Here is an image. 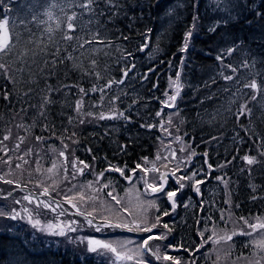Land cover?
<instances>
[{"label":"trees","instance_id":"1","mask_svg":"<svg viewBox=\"0 0 264 264\" xmlns=\"http://www.w3.org/2000/svg\"><path fill=\"white\" fill-rule=\"evenodd\" d=\"M53 3L57 6L51 7ZM69 3L70 0H0V19L9 20V28L18 34L14 38L19 41L13 54L3 59L13 62V70L23 68L22 72L13 71L11 79L0 75V140L6 134L10 136L0 148L11 149L8 156L12 160L11 167L4 164L6 157L0 151V170L13 172L14 175L8 178L21 179L23 187V182L29 180L28 171L24 169L32 168L33 183H27L24 190L38 194L44 186H49L51 196L60 199L57 191L65 190L64 185L69 184V180L63 178V167L58 170V175H51V179L43 169L48 168L53 159L63 162L57 153L65 150L63 145L67 144L65 151L69 161L75 159L78 167L83 166L79 161L90 166L86 176L97 177L103 172L101 182L108 187L103 188L102 197L106 198L111 188L120 196L129 186L125 176L132 175L131 169L137 163L142 164L145 158H154L163 125L172 113L177 135L193 154L191 172L200 173L194 179L206 182L200 185V194L193 190L192 182H188L176 197L175 210H171V204L163 194L150 198L155 200L151 219L166 210L170 212L161 217L154 230V233H167V239L150 241V244L160 246L161 253L167 251L179 258L181 264H252L264 255L261 248L264 229L256 230L252 235L231 234V239H226L220 251L213 245L212 230L229 233L235 224L243 232H251L241 217L249 223H257V218L264 222V156L260 155L264 149V99L258 96L257 100L248 102L251 114L237 118L240 105L248 97L240 94L233 97L235 88L224 91L226 84L235 81L225 82L219 76L222 65L216 57L237 45V51L224 55V63L237 66L240 77L251 79L250 72L260 73L256 76L257 82H264V16L256 13L261 0L251 4L249 0H112L111 4L98 0L99 6L93 7L98 12L103 10V14L96 16L89 28L98 30L99 38L110 43H90L78 50L75 39L61 38L67 30V15L84 11L76 6L69 7ZM49 9L51 19L46 14ZM88 18L87 13L82 17L83 20ZM22 21L27 22L31 33L22 31ZM48 28L53 32L49 33ZM189 31L192 35L187 38V50L182 51ZM70 34L74 37L84 35L79 28ZM49 35L53 36L52 40ZM125 36L128 39H124ZM142 45L146 47L141 50ZM57 46L59 55L53 56ZM25 52L27 54L23 55ZM128 52L132 55L126 57ZM69 54L72 59L60 62ZM54 59L57 63L53 65ZM93 60L95 66L91 63ZM244 61L249 65L254 63V68L242 67ZM125 69L130 70L124 82L107 89L102 102L98 92L89 91L84 96L79 92L81 87L88 91L93 85L118 81ZM97 72L99 79L95 76ZM224 72L230 74V69L225 68ZM177 73L180 95L175 107H164L165 93H169ZM145 75L147 79L143 78ZM212 77H216L215 83H211ZM49 88L55 91L49 93ZM244 91L249 96L252 94L251 89ZM117 96L119 99L109 104V100ZM45 97L51 100L46 105ZM81 98L83 112L108 113L114 108L117 118L101 120L78 115L75 104ZM93 103L98 106L90 108ZM41 105H44L43 109ZM42 110L45 116L40 115ZM119 112L130 119L119 117ZM157 112L161 115L157 116ZM80 119L85 122L79 123ZM29 127L30 131H26ZM21 136L24 141L19 149H15ZM37 136L44 140L38 142ZM52 148L57 149V153H53ZM28 149H32L33 154L25 157L30 163L23 165L17 156ZM37 152L39 157L35 155ZM244 155L257 157L260 163L249 166L242 159ZM38 158L42 167L39 173L35 172L33 163ZM225 161L231 162L219 167ZM16 163H21L22 169H15ZM109 165L124 169L125 176L106 171ZM209 165L212 171H209ZM138 172L137 169L136 174ZM86 176L79 177L78 181L83 182ZM220 176L224 177L227 187L215 179ZM56 178L60 186L49 183ZM39 181L43 183L37 188L34 182ZM176 188L171 182L167 186V190ZM8 191H14V185L0 182V211L15 208L22 213L24 201L16 205L11 197L2 198ZM24 194L15 191L13 195L20 199ZM41 198L49 200V197ZM61 203L63 209L69 211L70 206ZM26 206L35 209L33 212H43L33 204ZM94 217V220L100 219L97 215L88 218ZM44 218L53 221L54 214L49 213ZM66 219L70 226H74L72 222L75 221L78 231L95 236L83 219L68 215ZM25 223L27 220L0 217V264H108L105 257L77 249L73 247L74 243L65 246L59 240L32 236ZM164 223L168 224V229L163 228ZM143 236L131 237L138 241L145 238ZM165 245L174 247L165 249ZM144 259L150 264H171L170 261H155L150 255H144Z\"/></svg>","mask_w":264,"mask_h":264},{"label":"snow or ice","instance_id":"2","mask_svg":"<svg viewBox=\"0 0 264 264\" xmlns=\"http://www.w3.org/2000/svg\"><path fill=\"white\" fill-rule=\"evenodd\" d=\"M254 0H249V4L253 3ZM105 3L111 4L112 0H105ZM93 5H98V0H70L69 7L76 6L84 11L81 13H76L72 12L71 15H67V24H66V31L62 35V39L72 41L76 40L77 44L75 47L78 49L84 48L86 44L90 43H110V41H104L102 38H99V32L98 30H93L92 28H89V25H92L95 22V18L98 15L103 14V10H100L99 12L97 11L96 8L93 7ZM57 5L53 3L51 7H56ZM261 9H264V0H261L260 8L256 9V13L258 15L264 16V12H261ZM61 11H64L63 8H61ZM85 13L89 14V18L87 20H83L82 17L85 15ZM46 14L48 15L49 19L52 18V13L51 10L49 9ZM34 17V21H35ZM73 21H78L77 23H73ZM22 25V31H27L31 33V29L28 28L27 22H21ZM14 27V26H13ZM59 27V25H57ZM79 28L80 32L83 33L84 35H78L74 37L71 35V32H75L76 29ZM213 31L215 30L214 28L212 29ZM47 31L49 33L53 32L52 28H48ZM17 33L13 31L12 28H9V20L8 19H0V75H6L9 79L12 78L13 71H23V68H16L13 70L11 68V63L12 61H5L3 58L11 56L13 54V50L16 48L18 41ZM192 32L189 31L186 34V43L182 51H186L188 44H187V38L191 37ZM53 36L49 35V40H52ZM124 39H128V37H124ZM143 47H146V45L141 46V50ZM237 45H233L231 48L226 50V53H222L221 55H218L216 59L220 61L222 67L219 72V76L225 81V82H232L235 81L234 84H226L224 87V91L228 92L232 88H235V92L233 93V97H235L237 94H240L241 96H246L248 97V100H246L243 104L240 105V108L238 109L237 112V118L241 115L245 114H251V109L247 107L248 102L250 101H255L257 100V97L259 96L261 99H264V82H257L256 76H259L260 73H255L253 74L250 72L248 75L252 76L251 79L248 78V76L240 77L239 76V69L237 66H233L231 64H225L224 63V55L228 54L230 55L232 52L237 51ZM91 51L95 52L97 49H91ZM60 52L59 46L56 47L55 51L52 53L53 56H58ZM27 53L25 52L23 55H26ZM132 53L128 52L125 54V56H131ZM64 59H72L71 55H67L66 57H62L60 59V62H63ZM45 64L48 63L47 60L44 61ZM57 63V61L54 59L52 60V64L54 65ZM92 65L95 66L96 61L93 60ZM242 67L249 68L252 67L254 68V63L252 65H249L246 61L242 62L241 64ZM230 69V74H225L224 69ZM130 69H125L123 73V77L120 80H108L104 85H93L91 89L86 91L84 88H79V92L84 95H88V92L92 93H100V102L104 100V97L106 95L107 89L111 88L113 84H122L124 82V78L128 76V71ZM95 76L97 79L100 78V74L97 72L95 73ZM144 79H147V76L143 77ZM179 81V73H177L176 81L174 83L177 84V91L175 94L168 96V101L170 102H175L177 99V96L179 95V88L180 85L178 83ZM216 77H212L211 83H215ZM65 87H68L67 85ZM245 89H251L252 94L249 96V93L244 91ZM52 91H55V89L49 88V93ZM165 95H168L165 93ZM7 98V95L5 96ZM119 99V97H114L109 100V104H114L115 100ZM51 100L49 97H45L44 99V105L47 103H50ZM44 105H41V108L43 109ZM97 103L91 104L89 107L90 108H95L97 107ZM102 106V104H101ZM164 107H175L174 103H169L165 102ZM84 108V101L83 98L79 99L76 101L75 104V111L77 112L78 115H83L87 117H93L97 119H114L117 118L116 115V110L114 108H110L108 113H105L104 111H100L99 113H93L92 111H87L83 112ZM41 116H45V112L42 110L40 113ZM161 113L157 112V116H160ZM119 117H123L124 119H130V117L124 116L123 112L118 113ZM71 122V118H70ZM85 121L83 119L79 120V123H84ZM20 127H23V125H19ZM144 126V125H142ZM148 127H153V125H147ZM45 130H47V126H45ZM166 130V129H165ZM26 131H30V127L26 129ZM73 136L76 134L73 133ZM10 139L9 135H4L2 140H0V144H3L4 141H8ZM20 143H17L15 145V149L20 148V144L23 143L24 137H18ZM38 142H42L44 140V137L37 136L35 138ZM177 140H179V137H176ZM75 142V141H73ZM63 143V142H62ZM68 147L67 144L63 145V148L66 150ZM65 150H59L57 153V149L52 148L53 153H57L59 157L63 158V162L61 165L57 164L56 159H53L51 162V167H48L46 169H43V171L47 172L48 174H54V170H58L59 167H63V174H64V179L69 180V168L68 165H71V180H75L77 175H84V169L89 168L90 166L86 164L84 161H79V164L83 165V167H78L77 162L75 159L69 161L68 156L66 155ZM0 151L4 153V158L3 163L7 164L11 167L12 165V160L11 157L8 156V152L11 151V149L7 148H0ZM90 151V150H89ZM180 151H184L183 148L180 149ZM33 150L28 149L24 155H18L17 159L23 162V165H28L30 162L27 160L25 157L28 155H32ZM37 157L40 156L39 152L35 153ZM207 155V153H205ZM261 156H264V149L261 150L260 152ZM157 160H163L165 163L162 165L164 168L168 167V162H170V158L168 156H157ZM176 155L175 151L171 153V160H175ZM243 161L246 162L249 166H252L256 163H260V161L257 159V157L249 156V155H244L242 157ZM231 161H225V164L220 165L219 167H224ZM34 165H35V172L39 173L42 171L41 163H40V158L34 160ZM145 163L147 164V159L145 158ZM185 160H178L176 163V166L171 169L170 174L169 173H160L158 176L153 178V182H148L147 180H144V183L146 184V189L145 193L146 194H156V193H162L164 196L167 197L168 201L171 204V210H175L177 207V200L176 197L178 196V193L182 191L186 186L187 182H192L191 186L193 187V190L197 193L200 194L201 189L200 185L204 184L206 181L204 179H194L197 177L200 173L197 171H192L191 173H184L179 176L176 175L178 171H182L180 165L185 164ZM15 169H22V164L21 163H16L14 165ZM209 171H212V166L209 165ZM139 170L140 172L144 173L145 176L148 175L149 171L153 173L159 172V168L157 166H153L151 169L137 163L134 169H131L132 175L130 176H125L124 169L119 168V167H113L109 165L108 169L106 171H116L118 172L121 176H125V179L131 183L132 182V177L135 176L136 170ZM24 171H28V176L29 180L27 182H23V187H22V180L21 179H10L8 178L11 175H14L13 172H4L3 174H0V182H3L4 184H9V185H14V190L18 189L20 191H24V187L27 186V183H33L31 180L32 176V171L28 169H24ZM103 178V172L98 174L97 176V183L99 182L100 179ZM170 178H175V182L178 184V188L176 189H170L166 190V184L167 180ZM49 179H51V175L49 176ZM138 180L144 179L143 177H138ZM215 179L220 180L225 183V186L227 187V182L224 181V177H215ZM71 180H69V183H71ZM35 186L37 188L41 187V184L43 181L39 182H34ZM54 184L57 183L56 181L53 182ZM93 181H89L87 184H81V185H76V184H71V187L67 188V190L61 189L60 191H57V196L60 197V199H56L51 196V193L49 191V186H44L42 191H40L38 194L34 192H28L24 194L23 196L20 197V199H16L15 196L13 195V191H8L6 195L3 197L5 199L11 197L12 202L16 205H19L22 201H27L29 204L35 203L36 208H40L41 206L44 209L49 210L50 212L54 213V220L58 218L59 216L62 215H67V210L62 208V203L68 204L71 208L76 209V212L74 214L76 215H82L85 217V220L87 221V224L90 227H93L96 232H102L105 228L107 229H112V230H126L128 232H138V233H148L150 235H147L145 238H143L139 243L136 244L135 248L129 247L133 243V241L128 240V239H112L109 241H104L101 239L97 238H88L87 239V251L91 253H96L98 256H103L106 258V262L108 264H116V260H128L131 261L134 258H137V264H150V261L143 260V259H138L141 256L144 255H152L156 260L160 261H170L171 264H181V260L179 258H175L172 255H169L167 251L164 253H161L160 246L153 247L150 244V241H157V240H165L167 239V233H154V230L158 227L161 221L162 216H168L170 212L168 210L164 211L161 215L155 216L154 220L149 218L147 215V210L148 208L155 207V202L153 200H147L144 201V208L141 213H136L132 214V218L128 219L125 218L123 220L118 219L117 221L113 222L111 221L108 217H104L101 222L94 223V219H88L89 216H93V212L95 211V208L91 211H87L83 209L81 206L73 203V201L76 199V196L70 195L69 193H72L74 189H77L79 187V199L81 201L85 200V196L83 194L84 189L91 188L93 185ZM102 187L107 188L108 185L104 184ZM55 191L56 189L53 188ZM99 191V189H98ZM109 197L112 198L116 202L117 205L121 204V200L118 199L116 196L113 195L112 191H109L107 193ZM40 197H49V200L44 201L40 200ZM255 199V197H253ZM88 199L95 201L96 197L95 196H90ZM139 199V197H137ZM187 207L188 205H184ZM57 209H60V211H57ZM25 212H28L27 209L24 210ZM35 211V209L33 210ZM108 211H111V209H108ZM123 211L125 213L128 212V208L124 207ZM159 211V209H157ZM37 216H43L42 212H36L35 215L32 213H28L26 219L27 222L31 225V227L39 232L46 233L48 235H53V236H66L68 232H73L76 231L75 228H72L70 225L67 227V232L65 231L64 227H62L60 224H57L53 221H44L42 223L41 219L36 218ZM0 217H5L9 218L11 220H17V219H24L25 217L21 216V213L17 211L15 208L11 209L8 212L5 211H0ZM242 220H244V223L250 228L252 231L251 232H241L243 235H252L253 232H255L257 229H264V222H260L259 218H257V223H249L248 220L245 218L241 217ZM72 223H75L73 221ZM168 224L164 223L163 228L168 229ZM202 235V233H201ZM262 237H264V233H262ZM226 239H231V236H227ZM165 249L174 247L172 245H165ZM261 248L264 249V244L261 245ZM185 251H189L188 249H184ZM198 251V249H197ZM109 253L113 254L115 256V260L112 259V255H109ZM264 262V255L260 256L258 259L254 260L252 264H262Z\"/></svg>","mask_w":264,"mask_h":264},{"label":"rangeland","instance_id":"3","mask_svg":"<svg viewBox=\"0 0 264 264\" xmlns=\"http://www.w3.org/2000/svg\"><path fill=\"white\" fill-rule=\"evenodd\" d=\"M176 91H177V84L173 82L169 88V93L166 96L165 102L175 103L176 101L175 102L168 101V96L175 94ZM179 95H180V88H179ZM179 95L177 96V99H178ZM168 115L169 116L167 117L166 122L163 125L162 137H161L159 145H158L159 149L155 152L154 158L152 160H147V164L145 163V160H144V162H142V164H141V165H143L149 169H151L155 165L159 168V172L153 173V172L149 171L148 175L145 176L144 173H142L138 170L139 172L135 176L132 177V182L131 183L128 182L129 183L128 188H126L124 190V192L121 193L120 196H117L118 192H116L113 188H111L110 191H112L113 195L121 200L120 205H117L116 202L114 200H112V198L109 197L108 195L106 198L101 196V192L103 191V188H104L102 186L104 184L101 182V179L97 183L96 182L97 177H95L92 174H89L88 176H86V174L89 172L88 168H86L84 171V175L86 176V178H84L83 182L78 181L79 177H82L83 175L82 176L77 175L75 180H71V171L72 170H71V167L69 168V180H71V183H69L68 185H64L65 190H67V188L71 187V184H76L79 186L81 184H87L89 181L94 182L91 188L83 190V194L85 196L84 201H81L79 199V191H80L79 187L77 189H74L73 192L70 193V194L76 196V199L74 200L73 203L81 206L83 209H85L87 211H91L93 209V207L95 208L93 215H97L98 218H100V219L94 220V223L101 222L104 217H108L109 219H113L115 221H117L118 216H119L120 220H123L125 218L131 219L132 214L141 213L143 211V208H144L143 202L150 200V198H152V196H150V194L145 193L146 184L144 183V180H147L148 182H153V178L158 176L160 173H169L170 174L171 169L176 166V163L178 160H185L186 163L180 165L182 171H178L176 173V175L179 176L181 174H184L185 172L191 173V160L193 158V154H192L190 148L182 141V138H180L177 135V130H176L177 126L175 124V120H174L172 113H169ZM176 137H179L180 139L177 140ZM181 148H183L184 151H180ZM173 151H175V155H176L175 160H171V153ZM22 155H24V153ZM157 156H161V157L168 156L170 158V162H168L167 168H164L162 166L165 163V161H163L162 159L157 160L156 159ZM29 162H30V160H29ZM51 162H52V160L49 161V167L52 166ZM57 164L61 165L62 162L57 161ZM61 168L62 167H59V169H61ZM30 170L32 171V175H34L32 168ZM58 170H54V174H50V175H58ZM1 172L4 173L5 171L2 170ZM45 174L47 175V172H45ZM138 177H143L144 179L138 180L137 179ZM42 178H46V176L42 175ZM54 181H56L57 183L54 184L53 183ZM170 182L172 183V185L174 187H178V184L175 182V178L168 179L167 180V186ZM49 183L53 184L55 186H60V181L58 178L52 179L51 181H49ZM98 189H99V191H98ZM28 192L29 191L25 190V193H28ZM90 196H95L96 197L95 201L88 199V197H90ZM137 197H139V199H137ZM40 200L47 201L46 199H43L41 197H40ZM24 202H25L24 210L27 209L28 212H25L24 210L22 213L20 212L22 214V216L25 217V219H20V220L23 222H26V220H27L26 217H27L28 213H32L33 215H35L36 212H33L32 209H30L26 206L29 204L27 201H24ZM154 202H155V200H154ZM33 205L35 207V203H33ZM124 207L128 208L127 213H125L123 211ZM39 209L43 210V212H42L43 216H37L36 218L41 219L42 223H44V221H47V220L45 218L43 219V217H47V215L49 213H52V212H50L47 209H44L42 206ZM108 209H111V211L114 213H112L111 211H108ZM57 211H60V209H57ZM153 211H154V207L148 208L147 215L149 216V218L151 217ZM75 212H76V209H73L70 207L69 211H67V213H68L67 215L69 217L73 218L72 215H76V214H74ZM52 214H54V213H52ZM78 216H82V215H78ZM54 222L57 224H60L62 227H64L66 232H67V229H66L67 224H68V226L71 225L69 223V220L66 219V215L59 216L58 218H56V220H54ZM26 225H27L28 230L31 232L32 236L41 237V238H45L48 240H51V239L55 240V241L59 240V242L65 246L68 244L74 243L75 245H73V247H75L77 249L85 250V252H88L87 251V239L88 238H97V239H101L104 241H109V240L116 239V238L128 239V240L133 241V243L131 245H129V247H131V248H135L136 244L142 240V238H141L140 240L137 241L136 239L131 237V236H137L138 238H140L142 236L141 233L137 234L138 232H135V231L128 232L126 230H112V229L105 228L102 232L98 233L95 231V229L93 227H90L87 224V222H86L85 226L92 229L95 236H87L84 233L78 231V229H76V222H75L74 226H71L72 228H75L76 231L68 232L67 235L63 236V237L62 236L48 235L46 233L39 232V231L33 229L28 222ZM257 230H260V229H257ZM242 231H243V229L239 228V227H235V224H233L231 232H229V233L221 232V231L214 233V230H212V234H213L212 242H213V245H214L216 251L221 250V247H222L223 243L226 241L227 236H229L231 234H235L236 232H242ZM116 232L121 233V234H125V235H127V237L117 235ZM129 233H133V234H129ZM134 234H137V235H134ZM147 235H150V234H146V236ZM135 241H137V242H135ZM109 255H112L113 260L116 259L113 254L109 253ZM138 259L145 260L144 256H141ZM116 264H137V258H134L131 261L116 260Z\"/></svg>","mask_w":264,"mask_h":264},{"label":"water","instance_id":"4","mask_svg":"<svg viewBox=\"0 0 264 264\" xmlns=\"http://www.w3.org/2000/svg\"><path fill=\"white\" fill-rule=\"evenodd\" d=\"M18 190V189H17ZM16 191V190H15ZM15 191H13V193L15 192ZM156 194H159V193H156ZM156 194H151V195H156Z\"/></svg>","mask_w":264,"mask_h":264}]
</instances>
